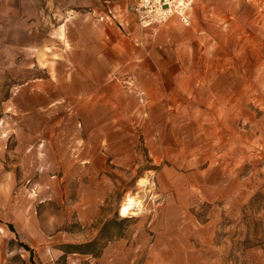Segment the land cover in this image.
Masks as SVG:
<instances>
[{"label": "rangeland", "instance_id": "obj_1", "mask_svg": "<svg viewBox=\"0 0 264 264\" xmlns=\"http://www.w3.org/2000/svg\"><path fill=\"white\" fill-rule=\"evenodd\" d=\"M82 15L52 20L42 108L0 111V264L28 262L21 244L37 264H264L238 245L264 194V0H197L190 27L137 46ZM116 213L103 258L57 252Z\"/></svg>", "mask_w": 264, "mask_h": 264}, {"label": "crops", "instance_id": "obj_2", "mask_svg": "<svg viewBox=\"0 0 264 264\" xmlns=\"http://www.w3.org/2000/svg\"><path fill=\"white\" fill-rule=\"evenodd\" d=\"M135 2L136 0H0V111L4 113L10 109L12 94H18L13 103L18 110L26 108L28 98L38 99L37 104L34 103V109L42 108V64L44 61L54 63L59 60L54 58L53 48L59 46V27L65 26L67 20L64 18L60 26L55 25L52 20L59 12L63 15L81 11L84 13L82 16L91 18L102 15L104 5L108 4L115 11L113 22L98 23L95 26H98L100 34L112 32L117 35V39L100 41L116 46L126 40L131 46H137L144 44L156 27L146 30L138 26L133 13ZM171 19L160 29V33L180 29L178 18ZM107 248L108 246L104 248L100 257L94 259L103 258ZM63 254L61 251V255ZM70 255L76 254L67 256ZM55 261L52 264H57ZM24 264H37L34 255L30 261L29 253V260Z\"/></svg>", "mask_w": 264, "mask_h": 264}, {"label": "trees", "instance_id": "obj_3", "mask_svg": "<svg viewBox=\"0 0 264 264\" xmlns=\"http://www.w3.org/2000/svg\"><path fill=\"white\" fill-rule=\"evenodd\" d=\"M264 209V194L256 192L250 200L243 206L241 211V224L246 229L245 235L239 246L243 249L259 248L264 253V219L259 217ZM128 219L119 218L117 213L110 219L104 221L95 238L82 244H63L60 251L67 256L68 254H80L98 258L101 256L104 248L113 240L123 237L124 227ZM234 238V236H232ZM21 247L30 253L27 245L21 244Z\"/></svg>", "mask_w": 264, "mask_h": 264}, {"label": "built area", "instance_id": "obj_4", "mask_svg": "<svg viewBox=\"0 0 264 264\" xmlns=\"http://www.w3.org/2000/svg\"><path fill=\"white\" fill-rule=\"evenodd\" d=\"M196 0H136L133 13L141 29H152L167 23L171 18H178L185 27L190 26V13ZM115 11L108 4L104 12L98 15L99 22L112 23ZM140 98L143 92H138Z\"/></svg>", "mask_w": 264, "mask_h": 264}, {"label": "bare ground", "instance_id": "obj_5", "mask_svg": "<svg viewBox=\"0 0 264 264\" xmlns=\"http://www.w3.org/2000/svg\"><path fill=\"white\" fill-rule=\"evenodd\" d=\"M132 204H133L132 198L126 199L125 205H123L120 209L121 215L128 213V211L132 208Z\"/></svg>", "mask_w": 264, "mask_h": 264}]
</instances>
